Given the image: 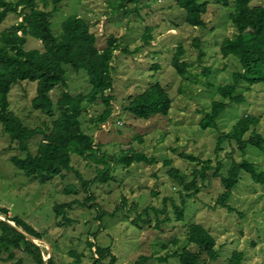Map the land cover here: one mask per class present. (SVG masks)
Returning <instances> with one entry per match:
<instances>
[{"label":"rangeland","instance_id":"374dc122","mask_svg":"<svg viewBox=\"0 0 264 264\" xmlns=\"http://www.w3.org/2000/svg\"><path fill=\"white\" fill-rule=\"evenodd\" d=\"M177 1L137 0L119 10V0H66L55 14L52 29L56 36H61L67 19L78 15L97 35L99 49L106 48L113 36L119 39L121 49L113 62L112 117L97 126L91 119H97L105 107L86 104L81 118L82 129L94 136L96 148L106 157L113 180L93 184L87 191L83 182L95 180L97 169L105 165L77 155H72L74 171L45 184L29 179L12 163L13 157L25 155L0 123V208L8 209L10 217L23 219L42 235L43 242L39 245L44 260L55 255L56 264H65L76 261L74 255H82L83 264H93L96 248L88 247L90 240L109 248L117 258L116 264H135L142 256L150 257L146 264H180L177 258L169 256L185 248L194 249L188 242V227L201 224L217 241L219 258L210 264H231L235 253L243 254L240 264H264L263 184L254 182L244 173L228 203L234 211L229 212L216 206L224 187L221 179L213 176L214 170L208 172L205 181L198 175L201 192L192 198L186 197L191 193L185 192L169 173L172 168L178 169L189 176L188 182H192V172L201 171L197 163L180 159V153L192 154L202 161L210 160L214 168L222 164V175H226L231 162L244 158L264 172V152L256 147H249L243 156L235 143L226 142L223 150L216 154L219 135L230 133L244 116L260 117L261 122L255 130L264 134V83H241L237 94L245 101L227 107L218 120V130H205L201 125L206 114L211 112L213 102L222 99L219 87L232 84L233 74L241 70L235 57L226 59L221 52L223 41L237 33L229 17L234 10L232 0H228V6L225 0H206L209 5L204 16L205 29L188 25L186 12L179 8ZM256 4L264 7V0H256ZM40 8L43 9L42 4ZM19 21V17L12 14L0 26V46L2 32ZM149 28L152 40L146 45L143 37ZM180 45L185 49L182 60L189 65L185 76L179 75L172 66ZM42 48L38 40L27 39L26 50ZM122 49H128L130 54L122 53ZM201 51L204 56L200 60ZM65 69L71 95L91 92L85 71L76 73L71 66ZM157 82L173 100L168 116L141 120L126 111L130 97L138 96ZM61 92L56 88L51 98L57 102ZM36 95L37 83H18L9 95L10 109L27 128L46 129L57 117L52 119L34 110L32 102ZM42 139L37 137L29 143L31 153L37 152ZM130 148L155 158L157 163L121 164L122 156ZM67 190L75 191L69 194ZM90 197L93 199L90 206L84 207ZM183 199L187 202L185 218L179 220L176 211ZM69 203L71 209L66 211V216L72 222H62L54 207ZM15 255L14 260L0 264H36L23 251ZM110 260L107 258L106 262Z\"/></svg>","mask_w":264,"mask_h":264},{"label":"trees","instance_id":"16d2710c","mask_svg":"<svg viewBox=\"0 0 264 264\" xmlns=\"http://www.w3.org/2000/svg\"><path fill=\"white\" fill-rule=\"evenodd\" d=\"M66 0H0V26L4 24L10 15L15 14L21 21L12 25L1 34L0 46V123L4 132L9 135L11 141L18 145V149L25 156L13 157L14 166L21 170L29 179L39 181L42 184L52 181L55 177L64 176L65 173L74 171L72 155H77L84 160L93 159L96 164H104L98 168L95 180L83 185L88 191L89 187L96 183H106L112 179L111 167L106 157L96 148L94 136L87 134L82 129L81 118L86 112L87 105L101 104L104 111L97 119H91V123L101 126L112 117L114 96L111 94L114 88L112 71L116 52L121 49L119 39L114 36L107 42L104 49L98 48V38L92 32L90 25L82 16H72L63 23L62 34L56 36L52 29V20ZM137 0H119L118 9L122 10L125 4ZM256 0H232L234 10L230 14V21L237 33L231 38H226L221 46L224 58L235 57L241 70L233 74L232 84L221 86L218 89L219 101H214L211 112L207 113L201 122L203 129L218 130V120L231 103L242 104L245 99L237 94L241 83L256 85L264 83V7L254 5ZM179 8L186 12V23L194 28L205 29L207 22L204 16L208 12L206 0H178ZM42 4L43 9L40 8ZM230 2L225 0V5ZM50 7H52L51 10ZM117 9V10H118ZM152 29H146L144 41L146 45L152 40ZM32 37L42 43V50H26L27 39ZM199 48V44H196ZM122 53L130 54L128 49H122ZM185 49L180 45L172 59V66L181 76L188 72L189 65L182 58ZM204 56L200 52V60ZM66 66H71L73 71L88 74L92 86L90 93L73 96L69 93ZM21 82L37 83V95L32 102L36 111H42L52 119L50 126L43 128H27L20 117L11 111L9 95L14 86ZM62 90L60 98L53 100L52 92L56 88ZM229 101V102H227ZM173 100L169 92L160 84L155 83L143 93L130 97L125 106L126 111L134 114L141 120H149L155 116H168L172 109ZM58 116H55V113ZM261 122L260 117L247 115L239 119L230 133H221L217 138L216 154L223 150L226 142L235 143L238 150L246 156L249 147H256L264 152V134L258 133L255 128ZM37 137L43 139L38 143L37 152L31 153L29 143ZM179 158L190 163H197L201 171H193L194 180L188 182L189 177L180 170L172 168L169 172L183 187L187 198L197 196L201 187L197 184L198 175L205 181L208 172L213 171V176L220 178L224 187L216 206L223 207L233 212L228 205L233 197V191L243 179L244 173L259 184L264 185V172L257 165L244 158L240 162H231L226 175L220 173L222 164L217 168L212 166L210 160L202 161L198 157L180 153ZM135 163L154 165L155 158L147 157L143 153L135 152L130 148L121 158V164L132 166ZM169 166V163H166ZM77 173V172H76ZM82 179L80 173H77ZM74 189V187H73ZM75 190H67L71 194ZM92 197L87 199L84 207L90 206ZM186 200H182V206H177L179 220L185 218ZM71 204L56 205L54 211L62 222L71 223L66 216ZM148 210V209H147ZM8 209L0 208V215L14 222L16 226L39 240L42 235L19 217H10ZM188 242L195 248H185L173 253L169 258H177L180 264H210L218 261L219 252L216 238L201 224H191L187 231ZM176 242V241H175ZM88 247L96 248L93 264H116L117 258L109 248L101 247L90 240ZM17 251H23L29 255L36 264H45L43 249L28 241L26 236L4 221H0V263L10 262L15 259ZM7 255L6 257H4ZM72 263L83 264L81 257ZM79 257V258H78ZM110 258V262H106ZM150 257L142 256L135 264H146ZM166 260V258H165ZM243 260L242 253H235L231 264H240ZM20 264V263H19ZM47 264H56L55 255Z\"/></svg>","mask_w":264,"mask_h":264},{"label":"water","instance_id":"95a60500","mask_svg":"<svg viewBox=\"0 0 264 264\" xmlns=\"http://www.w3.org/2000/svg\"><path fill=\"white\" fill-rule=\"evenodd\" d=\"M0 218H2V221L8 223L9 225H11V226L14 227L15 229H17L20 233L24 234V235L26 236V239H27L28 241H30V242L34 243L35 245L41 247V245H39L38 242H43V240H39V239H37V238H35V237L29 235V234H26L24 231H22L21 229H19V228L16 226V224H15L14 222L8 220L7 217H5V216H1V215H0ZM44 243H45V242H44ZM48 245H49V244H48ZM49 246H50V245H49ZM50 258H51V256H50L47 260H45V264L48 263V260H49Z\"/></svg>","mask_w":264,"mask_h":264},{"label":"bare ground","instance_id":"6f19581e","mask_svg":"<svg viewBox=\"0 0 264 264\" xmlns=\"http://www.w3.org/2000/svg\"><path fill=\"white\" fill-rule=\"evenodd\" d=\"M39 243V242H38ZM40 244V243H39Z\"/></svg>","mask_w":264,"mask_h":264}]
</instances>
